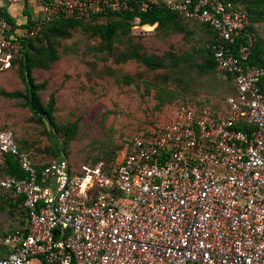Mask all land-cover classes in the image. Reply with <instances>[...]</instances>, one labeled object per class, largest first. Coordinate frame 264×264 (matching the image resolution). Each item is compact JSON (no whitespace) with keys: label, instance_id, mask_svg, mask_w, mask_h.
Segmentation results:
<instances>
[{"label":"built area","instance_id":"2783aa9c","mask_svg":"<svg viewBox=\"0 0 264 264\" xmlns=\"http://www.w3.org/2000/svg\"><path fill=\"white\" fill-rule=\"evenodd\" d=\"M36 1L45 14L25 29L0 16V70L20 39L55 18L159 4L216 33L215 70L230 93L167 105L113 165L75 169L64 156L39 164L1 132L0 162L14 156L25 176L0 174V190L22 198L16 216L24 219L0 233V264H264V65L250 62L251 42L241 40V8L232 0Z\"/></svg>","mask_w":264,"mask_h":264},{"label":"rangeland","instance_id":"374dc122","mask_svg":"<svg viewBox=\"0 0 264 264\" xmlns=\"http://www.w3.org/2000/svg\"><path fill=\"white\" fill-rule=\"evenodd\" d=\"M261 3L247 10L246 20L252 43L264 56ZM79 19L45 25L23 38L10 68L0 70V133L11 131L39 164L64 156L75 169L113 165L167 105L186 97L218 102L229 89L224 76L205 67L212 33L201 23L176 15L149 26L122 15ZM114 25L116 30L105 35ZM26 69L37 102L51 106L52 126L27 106ZM0 171L10 174L6 163ZM20 213L19 199L0 190V232L23 224Z\"/></svg>","mask_w":264,"mask_h":264},{"label":"trees","instance_id":"16d2710c","mask_svg":"<svg viewBox=\"0 0 264 264\" xmlns=\"http://www.w3.org/2000/svg\"><path fill=\"white\" fill-rule=\"evenodd\" d=\"M235 4L236 7L241 8V10L245 13H247V10L253 6V5H259L262 4L261 2H264V0H247L246 2H244L245 0H232ZM264 4V3H263ZM4 16L12 25L14 28H16V26L14 25L13 21L11 20V18L3 11L0 10V16ZM91 15H96V14H91ZM108 15H122V16H127L130 19H133L134 16H139L140 18V24L142 25H153L156 22L159 23H164L169 21L173 16H178V17H182L184 18L182 15H179L176 12L170 11L169 9H167L166 7H164L163 5H154L151 9H149L146 13H138L137 11H124V12H116V13H108ZM247 18V17H246ZM186 19V18H184ZM76 20H80L79 18H74V17H59V18H55L47 23H45L42 28L46 25V27H48L50 24L55 23V22H71V21H76ZM188 20V19H186ZM191 21V20H190ZM196 22V21H195ZM28 24H32V21L29 20ZM202 24V23H201ZM204 26H206L210 32L212 33V38L210 41V57L208 58V63L205 65L206 68H209V66L215 70V63L213 60V54H212V50H211V45L214 41V39L216 38V33H214L212 31V29L206 25L203 24ZM40 29L39 31L43 30ZM117 26L114 25L112 27L106 28L105 29V35L110 36L115 30H116ZM103 30V29H101ZM241 40L245 43L251 42V53H250V62L252 63H256L259 65H264V56L262 55V52L259 50V48L257 47V45H255L254 43H252L251 37L247 31V20H246V30H245V34L241 37ZM20 41L24 44V39H20ZM144 64H146L147 66H152L151 61H149L148 58H144L142 59ZM13 59L11 60L12 63ZM11 66V65H10ZM6 70V69H4ZM23 77H24V82L26 85V99H27V106L30 109V111L36 115L37 117L41 118L42 120L46 121L49 125L52 126L53 121H52V110H51V106H44L41 103L37 102L36 97L34 95V89H35V85H34V80L31 76L30 70L26 69L25 73H23ZM226 81H228V91L224 94L227 95L230 93V80L226 79ZM261 87L264 90V78L261 81ZM9 97H13L16 95V93H8L6 94ZM188 98H192V97H186V98H181L182 100L188 99ZM206 99V98H205ZM180 100V99H179ZM208 100V99H207ZM212 101V100H209ZM20 146V145H19ZM20 149L25 151L24 149L21 148ZM6 163L7 169L9 171L10 174L5 175V176H15V177H23L25 176L24 171L21 169L20 165L18 164L17 160L14 158V156L10 155V154H4L1 156V162H0V166L4 165ZM39 167V166H38ZM0 174L3 175L0 171ZM20 203L22 202V198H18ZM17 225L16 227H14L11 230L8 231H12L14 229H16L17 227L21 226ZM8 231H2L0 233H5Z\"/></svg>","mask_w":264,"mask_h":264},{"label":"crops","instance_id":"0c3cea01","mask_svg":"<svg viewBox=\"0 0 264 264\" xmlns=\"http://www.w3.org/2000/svg\"><path fill=\"white\" fill-rule=\"evenodd\" d=\"M0 10L11 18L17 29H24L29 20L41 18L45 14L44 8L36 0H0ZM6 253L7 248L0 246V254ZM33 264L42 263L35 259Z\"/></svg>","mask_w":264,"mask_h":264}]
</instances>
